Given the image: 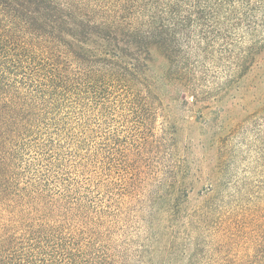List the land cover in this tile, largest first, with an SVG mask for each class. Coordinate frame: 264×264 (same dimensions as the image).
I'll list each match as a JSON object with an SVG mask.
<instances>
[{
  "label": "trees",
  "instance_id": "trees-1",
  "mask_svg": "<svg viewBox=\"0 0 264 264\" xmlns=\"http://www.w3.org/2000/svg\"><path fill=\"white\" fill-rule=\"evenodd\" d=\"M256 65L264 0H0V264H167L202 238V264H264V165L227 194L221 147L180 226L176 179L142 190L172 140L163 90L203 102L209 78L229 76L223 96Z\"/></svg>",
  "mask_w": 264,
  "mask_h": 264
},
{
  "label": "rangeland",
  "instance_id": "rangeland-1",
  "mask_svg": "<svg viewBox=\"0 0 264 264\" xmlns=\"http://www.w3.org/2000/svg\"><path fill=\"white\" fill-rule=\"evenodd\" d=\"M249 45L247 43L242 47ZM260 70V65H256L245 76L243 88L238 91L233 88L223 96L218 94L217 89L227 85L229 76L209 78L206 83L213 85L211 94L209 98H205L206 101L199 103L192 99L190 93L163 90L161 101L165 107L157 127L161 134L167 133L172 140L165 144L167 148L162 143L166 150H163L161 157H166L167 161L160 159L158 164L154 163L148 173L143 175L142 190L146 193L166 192L170 181L176 179L182 187L179 226L183 223V217L206 198L207 190L213 185L211 177L215 173L221 147L227 145L226 166L219 176L223 181L218 188L227 194L233 192V181L247 178L252 167L264 165V114L260 117L253 115L257 112L256 105L260 102L264 104V77H261ZM171 153L179 166L177 172L169 168L171 165L168 164V159ZM151 156L158 158L154 153ZM258 158L263 162L254 164L252 161ZM159 164L160 168L165 165L166 167L163 175L158 177L155 167H159ZM259 169L264 170V166ZM158 219L164 222L166 215H160ZM203 240L202 238L200 242L201 249L196 252H193L190 245H181L176 259H171L167 264L208 262L213 254L212 246L203 244ZM206 243H210V240H206ZM194 255L196 257L190 263L188 259Z\"/></svg>",
  "mask_w": 264,
  "mask_h": 264
}]
</instances>
